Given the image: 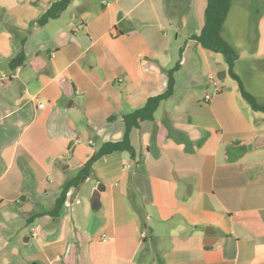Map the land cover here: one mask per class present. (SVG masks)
<instances>
[{
    "label": "crops",
    "instance_id": "1",
    "mask_svg": "<svg viewBox=\"0 0 264 264\" xmlns=\"http://www.w3.org/2000/svg\"><path fill=\"white\" fill-rule=\"evenodd\" d=\"M53 1L0 0V264H264V115L188 39L206 1L73 0L37 25ZM177 61L171 96L130 132L135 160L101 157L45 214Z\"/></svg>",
    "mask_w": 264,
    "mask_h": 264
},
{
    "label": "trees",
    "instance_id": "2",
    "mask_svg": "<svg viewBox=\"0 0 264 264\" xmlns=\"http://www.w3.org/2000/svg\"><path fill=\"white\" fill-rule=\"evenodd\" d=\"M73 0H55L36 20L37 25L44 26L50 20H55L69 7ZM204 10V24L198 35H192L188 39L200 44L203 48L219 54L222 56L226 69L227 76L235 81L240 97L245 101L253 112H258L264 115V103H260L256 98L247 92L244 88L242 80L237 73L234 72V66L239 56L237 51L231 46L222 36L223 25L229 13L232 0H205ZM182 48L179 49L181 55ZM25 62V55L22 49L10 60L9 67L11 70L22 66ZM178 61L175 65L166 72L167 83L165 90L157 95L149 97L145 104L130 113L122 116L123 135L118 141H108L100 145V147L93 153L88 161L83 164L75 174L74 177L67 180L59 193V196L54 202L51 210L45 214L50 216H57L60 212L68 191L72 188H77L89 176L93 164L101 157L109 155L114 152L126 153L130 160H135L136 153L130 143V132L137 129L142 123L153 121L154 114L161 102L167 100L172 92L174 86L173 74L178 68ZM148 239H144L147 241Z\"/></svg>",
    "mask_w": 264,
    "mask_h": 264
},
{
    "label": "rangeland",
    "instance_id": "3",
    "mask_svg": "<svg viewBox=\"0 0 264 264\" xmlns=\"http://www.w3.org/2000/svg\"><path fill=\"white\" fill-rule=\"evenodd\" d=\"M263 16L264 0H233L223 34L241 57L235 63L234 72L242 80L245 90L260 103H264V53L259 47V21ZM174 34L171 30L169 37L173 39ZM225 85L237 88L229 77Z\"/></svg>",
    "mask_w": 264,
    "mask_h": 264
},
{
    "label": "water",
    "instance_id": "4",
    "mask_svg": "<svg viewBox=\"0 0 264 264\" xmlns=\"http://www.w3.org/2000/svg\"><path fill=\"white\" fill-rule=\"evenodd\" d=\"M217 77L220 80L224 79V77H225V71L223 70V68L221 66L217 67Z\"/></svg>",
    "mask_w": 264,
    "mask_h": 264
},
{
    "label": "built area",
    "instance_id": "5",
    "mask_svg": "<svg viewBox=\"0 0 264 264\" xmlns=\"http://www.w3.org/2000/svg\"><path fill=\"white\" fill-rule=\"evenodd\" d=\"M216 91L219 92L220 89L217 88ZM208 100H210V96H205V101H208ZM107 240H108L107 237H105V236L101 237V241H107Z\"/></svg>",
    "mask_w": 264,
    "mask_h": 264
}]
</instances>
